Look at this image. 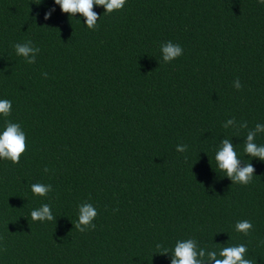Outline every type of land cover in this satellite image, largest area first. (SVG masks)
Returning a JSON list of instances; mask_svg holds the SVG:
<instances>
[{"label": "trees", "instance_id": "trees-1", "mask_svg": "<svg viewBox=\"0 0 264 264\" xmlns=\"http://www.w3.org/2000/svg\"><path fill=\"white\" fill-rule=\"evenodd\" d=\"M93 10L96 31L54 0H0V100L12 102L0 133L7 119L27 137L18 164L0 159V264H170L156 244L187 238L217 252L246 244L264 264V161L244 152L247 131L264 124V4L126 0L111 14ZM29 40L35 64L15 52ZM168 41L184 51L165 63ZM233 117L248 128H224ZM225 138L255 168L251 184L218 169ZM33 183L53 190L34 195ZM85 202L98 215L81 233ZM45 203L56 219L33 221ZM240 220L252 222L248 236L235 231Z\"/></svg>", "mask_w": 264, "mask_h": 264}, {"label": "clouds", "instance_id": "clouds-1", "mask_svg": "<svg viewBox=\"0 0 264 264\" xmlns=\"http://www.w3.org/2000/svg\"><path fill=\"white\" fill-rule=\"evenodd\" d=\"M260 4H264V0H258ZM55 5H59L61 12L69 16L80 14L84 18V24L89 30H98V15L93 9L94 6L103 7L104 13L111 14L113 11L122 10L126 4V0H54ZM55 8L45 12L44 19L51 18ZM15 52L18 56L25 59L28 64L36 63V55L40 52L39 47H35L32 41L17 43L14 45ZM184 49L179 44H173L168 41L161 45L162 59L165 63L180 57ZM47 77V73H44ZM233 86L239 90L242 85L239 79L235 80ZM12 102L8 99L0 100V115L5 118L11 115ZM224 128H233L239 131L247 129V121L237 122L233 117L228 119L224 124ZM264 133V124H256L254 129H249L244 141V152L250 158H256L264 161V145L256 143L258 134ZM26 133L19 123L5 120V127L0 133V159L10 160L13 164L20 162L21 155L26 151ZM177 152L184 153L187 151V145L179 144L176 147ZM215 162L218 169L225 173V176L232 183L247 186L252 183L255 176V168L252 163H245L239 157L235 150V145L231 139L225 138L221 140L220 146L215 153ZM49 169L45 168L44 172ZM51 184L33 183L31 191L34 195L47 197L52 192ZM97 209L90 203H82L78 205V221L75 228L84 233L86 230L96 228L92 221L97 217ZM31 219L37 222L53 221L55 216L52 213L50 204H42L39 208L31 211ZM253 230V224L250 220H240L235 223V231L248 236ZM264 245V241H260L258 246ZM157 249H163L160 255L170 256V264H254L252 259L247 258L248 248L246 244L240 243L233 246H225L219 252L208 250L199 246L198 242L193 238L178 239L174 247L169 250L164 248L161 243L156 244ZM171 252V254H169ZM219 257V258H218Z\"/></svg>", "mask_w": 264, "mask_h": 264}]
</instances>
